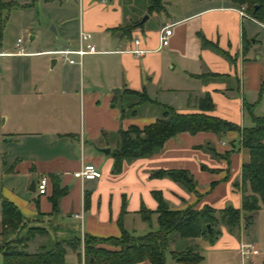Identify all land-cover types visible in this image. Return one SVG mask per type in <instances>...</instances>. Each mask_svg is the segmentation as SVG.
Segmentation results:
<instances>
[{
	"label": "crops",
	"instance_id": "obj_1",
	"mask_svg": "<svg viewBox=\"0 0 264 264\" xmlns=\"http://www.w3.org/2000/svg\"><path fill=\"white\" fill-rule=\"evenodd\" d=\"M162 1L164 11L149 16L144 15V1L67 0L77 6L78 21L74 29L68 20L59 22L61 40L56 49L6 56L11 60L0 66L6 72L3 88L13 103L12 109L1 113L7 131L0 139V196L16 207L28 226L47 231L27 243L29 253H36L50 240L68 241L74 232L118 238L121 228L134 235L154 231L158 205L153 192L161 193L171 210L241 208V167L249 161V153L234 131L222 137L207 132L180 133L158 153L123 162L119 174L112 172L110 153L117 133L154 123L162 115L160 105H169L181 114L196 113L198 100L208 95L214 107L208 115L247 128L253 126V120L246 106H253V116H264V38L256 30L264 31V25L242 18L230 0ZM144 16L147 19L141 23ZM139 19L141 27L127 35L112 32ZM166 26H171L169 44L161 47L159 34ZM80 30L91 34L90 43L97 53L84 55L81 64H68L47 53L76 48ZM136 38L138 45L134 44ZM211 44L230 58L214 51ZM134 50L143 53H132ZM44 56L47 60H24ZM126 91L146 95L154 103L139 104V97ZM206 146L219 157L206 151ZM104 148L110 150L108 155L96 150ZM84 164L96 166L101 177L74 178ZM160 170L189 172L200 197L167 178L151 177ZM50 175L59 177L65 191L57 216L50 215L51 183L44 196L38 195L36 187L34 192L30 190L32 180L37 183L41 176ZM236 182L239 187H234ZM142 208L152 213L149 223L142 219ZM81 212L82 227L74 217ZM260 228L264 231V208L254 214L251 224L246 226L241 220L234 234L221 226L213 245L200 238L188 245L196 246L203 257L199 264L206 259L217 263L232 258L243 263L261 252ZM180 246L177 240L170 250ZM250 248L258 253H246ZM65 264H82L69 247Z\"/></svg>",
	"mask_w": 264,
	"mask_h": 264
},
{
	"label": "trees",
	"instance_id": "obj_2",
	"mask_svg": "<svg viewBox=\"0 0 264 264\" xmlns=\"http://www.w3.org/2000/svg\"><path fill=\"white\" fill-rule=\"evenodd\" d=\"M144 1V15L159 14L164 11L162 0H136ZM236 8H245L247 15L254 21L264 25V0H230ZM15 2L0 0V18L3 11H9L16 7ZM142 18V17H141ZM140 20L128 26L112 30L113 33L129 34L141 27ZM204 44H208L204 41ZM210 47L226 58H230L215 45ZM126 94L137 95L140 103L153 102L149 97L136 92L126 91ZM252 107L246 106V111L253 120L252 127H240L232 122L219 117L208 115L214 107L208 95L201 97L197 102L199 112L181 114L169 105H160L162 115L150 125L139 129L130 126L127 130L119 131L116 136V144L110 156L113 159V174H119L123 162L147 158L158 153L165 142L180 133L195 135L200 132L213 133L220 137L227 132L234 131L240 135V146L249 153V161L241 167L240 188L242 193V205L236 209L230 205L221 210H214L204 206L200 210L187 207L184 210H171L161 193L153 192L157 202V229L143 235H134L121 228L118 238H96L83 235V259L84 264H165V251L169 244L177 240L181 244L175 250L170 251L172 260L176 264H199L203 257L198 253L196 246L188 245L189 241L198 238L213 245L221 235L220 227L223 226L230 234L239 229L241 220L245 225L251 224L256 212L264 208V116L252 115ZM121 114L125 112L122 109ZM212 156L219 157L215 151L206 146ZM152 178H167L181 186L188 193L196 191V182L193 176L184 170H160L151 174ZM52 193L49 202L52 206L51 216H57L60 212V200L65 191L60 187L58 176L50 175ZM214 185V184H212ZM239 187V183H234ZM0 199L1 196H0ZM87 202H84V209ZM125 211L123 203L122 212ZM142 219L150 222L151 212L144 208L140 210ZM47 231L43 227L28 226L20 212L10 202L1 201V241L0 256L2 264H65L66 248L69 247L82 257L80 232H74L72 239L50 240L46 246H42L36 253L27 251V243L36 235H44ZM186 244V245H185Z\"/></svg>",
	"mask_w": 264,
	"mask_h": 264
},
{
	"label": "rangeland",
	"instance_id": "obj_3",
	"mask_svg": "<svg viewBox=\"0 0 264 264\" xmlns=\"http://www.w3.org/2000/svg\"><path fill=\"white\" fill-rule=\"evenodd\" d=\"M16 7L9 11H3L0 18V51L3 53H13L16 41L22 39V46L27 52H42L56 49L60 42V32L57 30L60 21H67L75 28L78 21V11L75 3L71 5L67 0H13ZM10 1H7L8 3ZM20 3V6L19 4ZM60 27V25H59ZM260 37L264 38V31L256 27ZM30 37L34 41L30 42ZM48 57H30L24 60L36 61L47 60ZM10 58H0V66ZM5 70H0V139L7 129L4 127L5 120L2 115L4 110L12 109L13 103L8 99L7 91L3 88V78L5 79ZM2 113V114H1ZM261 113H264V102L261 105ZM3 143L0 141V150ZM1 162V159H0ZM1 228V227H0ZM156 228V227H154ZM259 256L243 263L239 259H228L226 262H215L206 259L202 264H264V231L260 228ZM171 244L165 251V264H176L170 255ZM81 250V247H79ZM1 260V257H0Z\"/></svg>",
	"mask_w": 264,
	"mask_h": 264
},
{
	"label": "built area",
	"instance_id": "obj_4",
	"mask_svg": "<svg viewBox=\"0 0 264 264\" xmlns=\"http://www.w3.org/2000/svg\"><path fill=\"white\" fill-rule=\"evenodd\" d=\"M238 13L242 18H247L250 20H253L250 18L249 15H247L245 8H238ZM171 35V26H166L164 27L159 34V44L161 47H166L169 44V37ZM91 34L80 30L78 33V43L76 48H64L60 50H54L47 52L48 54L57 56L59 59L67 62L68 64H81L82 57L86 54H95L97 53V50L94 45L90 43L91 41ZM22 39H18L16 41L15 47H14V52L11 54H5L0 52V58L1 57H6V56H30L33 55V53L27 52L24 47L22 46ZM134 44L138 45L139 44V39L136 38L134 40ZM132 53L135 54H142L143 51L140 50H134L131 51ZM101 177V173L98 170L96 166L93 164H84L82 168L74 173V178L79 179V180H94L98 179ZM48 187H49V180L46 176H41L37 183H36V191L38 195L44 196L48 194ZM74 217L78 219L81 223L82 227V222H83V214L82 212L79 214H75ZM83 233H80L81 237V262L84 264V259H83ZM251 253L252 255H256L258 252L255 249L250 248L249 250H246V253Z\"/></svg>",
	"mask_w": 264,
	"mask_h": 264
},
{
	"label": "water",
	"instance_id": "obj_5",
	"mask_svg": "<svg viewBox=\"0 0 264 264\" xmlns=\"http://www.w3.org/2000/svg\"><path fill=\"white\" fill-rule=\"evenodd\" d=\"M146 19H147V16H144L142 18V20H141V23L144 22ZM96 150L98 152L106 154V155H108L110 153V150L108 148H106V149L105 148L104 149H96ZM35 187H36V182H35V180H32L31 185H30V190L34 192L35 191Z\"/></svg>",
	"mask_w": 264,
	"mask_h": 264
}]
</instances>
